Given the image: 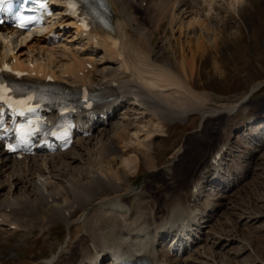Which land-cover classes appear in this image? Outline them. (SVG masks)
Wrapping results in <instances>:
<instances>
[{"label":"bare ground","instance_id":"obj_1","mask_svg":"<svg viewBox=\"0 0 264 264\" xmlns=\"http://www.w3.org/2000/svg\"><path fill=\"white\" fill-rule=\"evenodd\" d=\"M106 1L111 12L110 28L104 29L98 26L85 36L81 27L64 15L60 20L48 25L43 35L29 33L15 36L9 29L0 28V55L6 61L13 59L16 66L25 68L27 61L21 60L17 53L20 51V46L27 44L29 53L37 51L34 59L28 60L35 63L37 73L43 71L51 73L58 78L59 85L67 90L72 89L73 92L87 84L100 92L102 98H111L110 102L105 101L102 108L119 106L118 110L122 111L109 116L106 121L103 119L93 121L92 124L95 125L93 127L82 125L75 142L63 152L54 151L45 154L39 151L22 160H16L3 153L0 145V240H7L11 235V232H5L4 228L11 231L27 230L41 219H45L44 211H50L51 215L49 214L47 220H59L70 229V226L76 223L71 216L77 209L82 210L92 203L96 208L94 213L97 215V223L94 224L91 220L88 239L79 242L70 256L61 258L62 256L57 255L36 264H103L101 260L107 257L109 261L107 264H119L121 261L124 264H168L167 260L159 261L158 257H155L154 244L170 236L166 245L173 248L174 238L181 236L187 240L182 239L177 243L178 245L176 244L178 247L176 254L180 250L182 253L191 251L190 247L200 240L195 233L193 234L195 228L191 229V227L197 229L199 226L197 208L191 202L200 196L202 181L208 170L216 173L214 181H218L220 174L221 165L212 164L211 159L222 146L212 154L208 164L194 176L195 180L189 192L178 194L176 190L174 194L164 196L162 208L164 214L160 223L153 220L157 199L152 193L145 195L139 191L135 196L138 201L135 203L137 206L132 205L128 208L123 204V198L127 199L124 196L130 192V182H125V187L122 182H118L120 181L118 169L112 165V161L116 155L124 154L123 148L126 152L131 150L134 138L138 139V135L136 136L138 120L146 115L158 121L170 122L183 120L191 114H200L202 119L211 117L209 111L205 109L209 96L193 89L192 82L186 80V72L187 68L193 65L195 57L204 53L205 44L217 49L216 39L219 31L214 23L212 26L216 32L215 37L207 40L204 37L207 27L214 20L210 14L211 0L200 2L205 10L201 12L203 18L193 14L192 18L184 23V18H180L176 30L180 34L186 31L185 27L196 26L199 29L195 50L191 46L185 50L184 44H180L178 38H175L173 43L171 39L167 42L170 50L175 54L179 53L183 78L173 70L169 62L165 61L161 49L152 48L153 39L146 38L139 31L134 33L131 30V14L122 6L124 2ZM163 1L166 11L169 3L167 0ZM184 2L187 3L188 0ZM243 2L245 1L231 0L228 8L236 12ZM146 5L145 10H150L149 1ZM189 8L193 9L188 6L186 11ZM136 23L139 25L137 20ZM62 24L73 29L75 36L85 41V46L88 48L77 51L71 47L67 48L61 42L54 46L56 41L49 36L50 32L54 27ZM161 25L160 23L159 26ZM102 30L105 31L104 34ZM61 33L62 31L57 33L58 38ZM221 34L222 32L219 39L222 38ZM94 37L97 41L93 40ZM88 49H93L94 52L101 51L100 62L89 58L92 51L89 52ZM88 64H91L92 68L85 73ZM113 64L117 65L118 69L113 70L111 68ZM81 72L82 75H79ZM259 84H256V87H259ZM256 89L253 86L250 91ZM247 96L246 94L241 102H245ZM238 105L239 103L226 110L233 111ZM154 127L153 133L160 132L158 124ZM131 128H135L132 134ZM94 133L96 136L90 139ZM150 136H146V141L139 142L140 148L136 149L149 159L150 168L154 170L155 163L151 162L153 161L151 142H148ZM137 161L138 157L134 156L126 157L120 163L131 170L137 166ZM6 188L7 191L4 193ZM108 192L113 196L109 194L106 196ZM118 212L120 216L109 217L111 216L109 214H119ZM79 226L82 228V225ZM95 227L98 228L96 229L98 233H94ZM204 228H207V225ZM208 234H205L207 239ZM194 252L198 253L197 250ZM155 260L160 263H156ZM182 263L183 261L178 260L176 264Z\"/></svg>","mask_w":264,"mask_h":264},{"label":"rangeland","instance_id":"obj_2","mask_svg":"<svg viewBox=\"0 0 264 264\" xmlns=\"http://www.w3.org/2000/svg\"><path fill=\"white\" fill-rule=\"evenodd\" d=\"M134 1L127 0L122 5L129 11L131 9V30L153 39L152 48L161 49L165 61L184 78L179 53L175 54L170 50L167 42L171 39L173 43L178 38L179 43L184 44L185 50H188V46L195 50L199 29L196 26L185 27L187 29L182 34L176 30L180 18H184V23L193 14L200 17L203 15L205 10L200 3L202 0H188L190 5L185 0H167L169 7L166 11L163 0H148L151 8L144 10L148 2L145 0L140 6V10L145 12L129 9L128 4L133 6ZM243 1L245 2L239 5V9L232 12L228 8L231 0H211L210 14L214 20L207 27L204 37L206 40L215 37L216 32L212 26L215 23L219 31L216 39L218 47L216 49L212 45L203 44L204 53L198 54L195 61L191 59L193 65L187 68L186 80L192 82L193 89L209 96L205 109L211 117L202 119L200 114H191L183 120L170 122L158 121L146 115L138 120V139L134 138L131 150L126 152L123 148L124 154L116 155L112 161V165L118 169V182H122L123 187L125 182H130V192L124 196L127 199L123 198V204L128 208L137 206L135 196L139 191L145 195L152 193L157 199L153 220L160 223L164 214V196L172 195L176 190L178 194L189 192L195 180L194 176L208 164L212 154L220 146L226 147L220 179L211 182L213 170L209 171L202 181L200 196L191 203L197 208L199 225L197 229H191L195 228L193 234L200 240L191 247L189 253L184 252L178 256L166 251L167 238L170 240V236L154 244L155 257L159 261L167 260L168 264H176L178 260L184 264H264V0ZM140 2L142 0L135 4L138 5L136 9ZM188 6L193 9L186 11ZM56 16L62 18L63 13L59 12ZM52 20L53 17L49 23H55ZM45 28L39 31L41 35L44 31L46 33ZM221 32L222 38L219 39ZM63 36L64 32L59 38ZM66 38L71 41H67L70 46L66 47L79 51V43L76 45L78 48L73 46L79 36L71 31L66 34ZM58 41L54 46L59 45ZM19 49L17 55L23 61L36 56L37 51L28 52L27 44ZM92 56L97 62L102 59L100 53ZM111 68L115 70L118 66L113 64ZM258 83L261 86L259 89L256 87ZM253 86L257 90L246 97L245 102H241ZM237 103L239 105L235 110H226ZM156 124L160 126V132L153 133ZM130 130L132 134L135 128ZM93 136L96 133L90 139ZM146 136H150L148 142H151V162L155 163L154 170L150 168L149 159L136 149L140 148L139 142L147 140ZM134 156L138 157L134 169H127L120 163L126 157ZM220 184L226 187L221 188ZM6 191L7 188L4 193ZM108 194L113 196L111 192L106 196ZM94 209V203L82 210L77 209L71 216L76 223L70 229L59 220H47L51 215L50 211H44L45 219L27 230L9 231L4 228L11 235L7 240H0V264H36L57 255L62 256L61 258L70 256L79 242L88 239L91 220L94 224L97 223ZM109 215L111 218L118 217L120 213ZM206 225L207 228H204ZM96 229L98 228L95 227L94 233H98ZM100 232L102 233L101 230ZM206 233H209L208 239L205 238ZM194 250L198 253L195 254Z\"/></svg>","mask_w":264,"mask_h":264},{"label":"snow or ice","instance_id":"obj_3","mask_svg":"<svg viewBox=\"0 0 264 264\" xmlns=\"http://www.w3.org/2000/svg\"><path fill=\"white\" fill-rule=\"evenodd\" d=\"M4 2V0H0V3H3Z\"/></svg>","mask_w":264,"mask_h":264}]
</instances>
